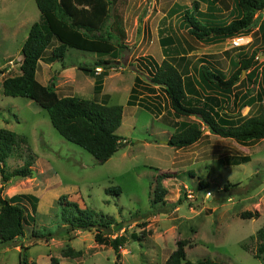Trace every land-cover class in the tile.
I'll list each match as a JSON object with an SVG mask.
<instances>
[{"label": "rangeland", "instance_id": "374dc122", "mask_svg": "<svg viewBox=\"0 0 264 264\" xmlns=\"http://www.w3.org/2000/svg\"><path fill=\"white\" fill-rule=\"evenodd\" d=\"M196 1L119 0L116 12L124 20L127 38L117 59L69 49L64 60L67 68L61 76L58 60L51 71L40 64L38 81L44 86L53 84L55 90L57 86L60 97L124 107L117 130L122 138L119 151L100 164L82 147L63 139L39 103L4 94L3 80L20 74L23 45L41 13L35 0H0V128L28 138L34 157L30 178H15L4 185L0 173V201L22 195L39 199L36 205L30 200L19 202L25 211L24 236L0 246V264H19L21 255L30 264H50L53 257L60 264H165L182 240L188 242L187 259L192 262L210 259L222 264H262L254 256L256 245L251 239L264 227V140L243 146L206 131L207 136L195 145L175 149L169 140L177 125L195 118L175 119L162 89L151 82L156 67L168 59L184 73L187 87L200 93L199 98L203 94L218 97L223 116L235 115L232 118L236 119L238 113L256 112L261 105L258 95L264 97V56L259 54H264L263 46L260 42L251 45L250 40L236 44L235 38L216 46L196 40L183 24L185 12H193ZM223 1L219 7L224 14L218 16L231 20L228 9L235 1ZM207 9L208 0H200V12L206 14ZM262 19L264 11L256 15L250 31L259 41L264 33L256 28ZM249 44L245 52L243 48ZM239 49L242 54L255 49L259 53L257 65L241 76L244 80L255 73L251 83L246 85L245 79L231 94L202 91L198 69L203 59L229 75L235 65L239 66L240 59L234 57ZM50 53L41 61L46 62ZM99 60L113 62L104 78L103 68L96 70L104 80L102 91L96 94L95 82L78 66L93 67ZM48 76L50 81H46ZM57 79L61 81L57 83ZM189 95L196 96L194 92ZM134 97H138L137 102L129 106ZM234 99L241 102L227 106ZM29 153L23 145L7 160L6 170L13 172L23 166ZM246 156L249 162L236 164ZM161 173L171 178L164 182L168 189L165 201L156 203L154 192ZM200 183L207 187L200 190ZM62 197L90 212L97 223L101 218H114L115 224L104 230V245L96 239V229L67 234ZM246 211L260 217L243 220L240 214ZM116 240L121 245L118 252L111 245ZM69 247L80 251L81 257H64Z\"/></svg>", "mask_w": 264, "mask_h": 264}, {"label": "trees", "instance_id": "16d2710c", "mask_svg": "<svg viewBox=\"0 0 264 264\" xmlns=\"http://www.w3.org/2000/svg\"><path fill=\"white\" fill-rule=\"evenodd\" d=\"M119 0H35L41 13L40 21L32 24L28 37L22 48V63L20 74L10 76L3 80V92L10 97H25L40 104L48 111L52 126L63 139L82 147L93 155L100 164L110 160L120 148L122 138L117 130L121 127L124 116V107L118 104L108 105L95 100L80 97H60L53 84L44 86L37 80L39 62L50 50L51 57L46 59L50 63L59 61L62 68L66 69L64 60L69 49L91 52L102 56H112L115 59L126 48L124 41L127 38L124 20L116 12ZM231 15L238 13L239 17L231 20H221L213 12L220 9L223 0H208L209 13L200 12V0L196 1L191 9L183 16L184 27L189 34L201 43L213 45L229 39L247 36L255 26V17L264 11V0H234ZM198 15V16H197ZM263 27V26H262ZM57 42V46H55ZM165 44V42H163ZM259 53L242 54L234 70L225 75L223 71L214 67L207 59L198 72L202 82V91L215 90L224 94H231L236 84H242L245 79H252L255 73L251 72L241 80L243 71L253 69ZM113 61L99 60L93 67L80 65L78 68L95 78V93L99 94L103 89V78L108 75V70ZM103 68V78L97 75V69ZM184 73L170 60L156 67L151 78L154 86H159L166 96L175 119L195 118L197 121L181 122L177 125V131L169 140V145L175 149L189 148L207 136L204 132L232 139L243 145H253L264 140V97L258 95L261 105L256 112L252 109L246 116L236 119L221 114L224 110L217 96L203 94L191 87L188 88ZM138 84L141 80L136 78ZM135 87V94L139 91ZM154 92V91H153ZM196 96L190 97L189 93ZM264 94V93H263ZM230 100V95L227 96ZM138 97L132 98L129 106L135 105ZM228 101L225 102L227 104ZM204 128H207L204 130ZM23 145L27 146L29 156L24 165L8 172L5 168L7 160ZM249 157H242L237 165L249 162ZM34 157L29 147L28 138L17 133L0 128V173L3 184L6 185L15 178H30L33 176L31 166ZM171 178L166 173L157 177L155 188V202H164L168 189L164 182ZM206 184L200 183L199 189H205ZM119 192V190H117ZM30 200L35 205L39 199L32 195H22L10 200H1L0 208V246L9 244L17 238L24 236L25 211L19 202ZM60 201L64 206L63 221L69 226L66 232L70 235L74 231H86L96 229V239L99 243L106 242L104 230L109 229L115 220L112 217L101 218L100 222L94 221L90 212L80 209L72 202H67L66 197ZM66 202V203H64ZM68 208V209H67ZM74 212L78 215L75 216ZM243 220L258 219L257 212L246 211L240 214ZM98 224V225H97ZM34 237L40 238L36 233ZM133 238L137 239L134 235ZM124 240V238H122ZM255 241L254 256L264 264V227L251 239ZM116 252L120 250L118 240L111 241ZM185 240L177 242V249L171 253L165 264H222L210 259L192 262L187 259ZM82 253L69 247L64 257L79 258ZM19 264H30L22 255ZM36 264V263H31ZM50 264H60L59 259L53 257Z\"/></svg>", "mask_w": 264, "mask_h": 264}, {"label": "crops", "instance_id": "0c3cea01", "mask_svg": "<svg viewBox=\"0 0 264 264\" xmlns=\"http://www.w3.org/2000/svg\"><path fill=\"white\" fill-rule=\"evenodd\" d=\"M229 10V17H230V19H233V17L235 16V17H239V15H238V13L237 12H235V15H231V13H232V10L233 9H228ZM207 11H208V13H209V9H207ZM224 10H222V9H216L213 13L215 14V15H222V14H224V12H223ZM218 13V14H217ZM218 19H221V20H225V21H227V20H229V19H227V18H225V17H221V16H218L217 17ZM258 23V22H257ZM263 26V27H262ZM258 28H256L257 30H259L258 32H260V33H264V19H262V21L259 23V25L257 26ZM263 37V39L261 40V41H259V38H255L254 39V36H253V33L251 32L250 34H248L247 36H244L242 39H243V41L244 42H249V40L252 42H250V44L251 45H255V46H257V43L258 42H260V46H263V48H264V35H262ZM230 40H232V39H229V40H226V41H224V42H222V43H218V44H213V45H210V46H216V45H222V44H226L228 41H230ZM204 44V43H203ZM250 44H249V46H244V48H243V50H245V52L246 51H248L249 50V48H250ZM207 45V44H206ZM256 50V49H255ZM238 52L235 54V59L236 58H240V56H242V52H241V50L239 49V50H237ZM245 52H243L244 54H246ZM239 54V55H238ZM238 55V56H237ZM259 55H263L264 56V54H259ZM202 62H205V61H202ZM40 64H41V67L43 66V65H46V68L49 70V71H51V70H53V63H50L49 61H47L46 60V62H42V61H40L39 62V67H38V70H37V74H38V71H39V68H41L40 67ZM62 70H66V69H61L60 71H58V73H59V76H61V72H62ZM230 72H231V70H230ZM245 75V74H244ZM39 76V75H38ZM87 76V78L89 79V80H91L92 81V83H94L95 82V80L92 78L91 79V77L89 76V75H86ZM50 79H51V76H48V78H47V80L46 81H50ZM59 79H61L60 77H59ZM241 79H242V77H241ZM37 80H38V77H37ZM94 80V81H93ZM61 80H58L57 79V83L58 82H60ZM246 82V85H248V84H250L251 83V79H246L245 80ZM41 83V82H40ZM42 84V83H41ZM95 84V83H94ZM242 84H244V82L242 83ZM43 85H46V84H43ZM49 85V84H48ZM236 85H239V84H236ZM94 87H95V85H94ZM249 87V86H248ZM56 92L59 94V91H58V87L56 86ZM60 96V95H59ZM63 97H65V96H63ZM70 97H74V96H70ZM232 98V97H231ZM234 98V97H233ZM231 100V99H230ZM260 99L258 98V101H259ZM229 101V100H228ZM242 101H245L244 99H242ZM241 101H236L235 99H234V102H232L231 104L229 103L228 104V102H227V106H234V104L235 103H237V104H239ZM222 105V104H221ZM225 105V104H224ZM223 105V106H224ZM222 108H224V107H222ZM224 111V110H223ZM223 111H221V114H222V112ZM231 111L233 112L234 110L233 109H231ZM237 111H239V109H237ZM224 115V114H223ZM247 115V114H246ZM246 115H244V116H246ZM235 115H231V119H233L232 117H234ZM238 117L237 118H239V117H241L240 115H239V113H238V115H237ZM243 116V115H242ZM236 118V117H235ZM206 132V131H205Z\"/></svg>", "mask_w": 264, "mask_h": 264}, {"label": "built area", "instance_id": "2783aa9c", "mask_svg": "<svg viewBox=\"0 0 264 264\" xmlns=\"http://www.w3.org/2000/svg\"><path fill=\"white\" fill-rule=\"evenodd\" d=\"M243 39H240V38H236L234 39V42H236V44H238V42L242 41Z\"/></svg>", "mask_w": 264, "mask_h": 264}, {"label": "clouds", "instance_id": "9594fccd", "mask_svg": "<svg viewBox=\"0 0 264 264\" xmlns=\"http://www.w3.org/2000/svg\"><path fill=\"white\" fill-rule=\"evenodd\" d=\"M240 39H242L243 37H239ZM236 39V38H235Z\"/></svg>", "mask_w": 264, "mask_h": 264}, {"label": "water", "instance_id": "95a60500", "mask_svg": "<svg viewBox=\"0 0 264 264\" xmlns=\"http://www.w3.org/2000/svg\"><path fill=\"white\" fill-rule=\"evenodd\" d=\"M206 131H208V130H206Z\"/></svg>", "mask_w": 264, "mask_h": 264}, {"label": "bare ground", "instance_id": "6f19581e", "mask_svg": "<svg viewBox=\"0 0 264 264\" xmlns=\"http://www.w3.org/2000/svg\"><path fill=\"white\" fill-rule=\"evenodd\" d=\"M242 44V43H241Z\"/></svg>", "mask_w": 264, "mask_h": 264}]
</instances>
